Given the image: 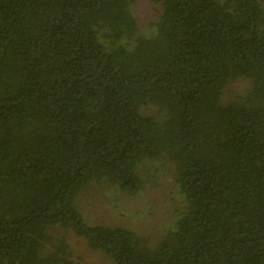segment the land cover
Segmentation results:
<instances>
[{"label": "trees", "instance_id": "16d2710c", "mask_svg": "<svg viewBox=\"0 0 264 264\" xmlns=\"http://www.w3.org/2000/svg\"><path fill=\"white\" fill-rule=\"evenodd\" d=\"M152 1L143 37L136 0H0V264H84L57 227L115 264H264V0ZM160 159L185 209L156 247L88 224V186L137 197Z\"/></svg>", "mask_w": 264, "mask_h": 264}, {"label": "rangeland", "instance_id": "374dc122", "mask_svg": "<svg viewBox=\"0 0 264 264\" xmlns=\"http://www.w3.org/2000/svg\"><path fill=\"white\" fill-rule=\"evenodd\" d=\"M160 14L161 7L152 0H136L137 36L151 37ZM251 85L246 79L231 83L224 91L223 103L229 104L243 98ZM155 111L149 106L143 112L151 114ZM146 168L151 180L137 197L127 196L111 185L88 186L78 199L80 211L88 224L132 230L144 238L151 248L156 247L184 211L185 204L175 184L174 165L160 159ZM50 234L66 239L74 260L84 264H115L105 254L90 250L86 242L71 230L57 227Z\"/></svg>", "mask_w": 264, "mask_h": 264}]
</instances>
